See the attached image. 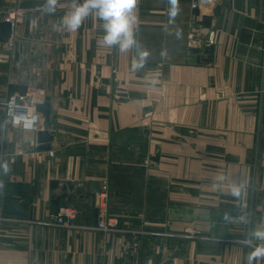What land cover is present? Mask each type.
<instances>
[{
	"label": "crops",
	"instance_id": "0c3cea01",
	"mask_svg": "<svg viewBox=\"0 0 264 264\" xmlns=\"http://www.w3.org/2000/svg\"><path fill=\"white\" fill-rule=\"evenodd\" d=\"M25 1L45 3L30 38L22 16L16 47L0 45V264H247L264 243L251 235L264 227V0H228L210 30L198 22L219 0L199 18L195 0H179L174 20L168 0H138L136 44L123 52L101 43L94 15L75 31L62 23L74 0L54 12L47 0H0V12ZM203 42L212 63L191 65ZM10 85L49 99L50 152L37 151L42 116L38 132L9 126ZM53 182L107 184L96 208L111 230L82 208L55 226Z\"/></svg>",
	"mask_w": 264,
	"mask_h": 264
},
{
	"label": "water",
	"instance_id": "95a60500",
	"mask_svg": "<svg viewBox=\"0 0 264 264\" xmlns=\"http://www.w3.org/2000/svg\"><path fill=\"white\" fill-rule=\"evenodd\" d=\"M228 0H219V5L213 9L212 16L202 17L201 22H198V26L210 30L212 28V22L214 17L220 14L221 5ZM45 5L44 2H22L19 10L23 12L21 16L26 17L25 25V39L30 38V25H31V12L37 10ZM195 16L197 18L201 15V9H195ZM21 24L18 23L17 27ZM13 26L11 23H0V45L1 48H8V44L12 38ZM206 47V49H204ZM203 48L204 50H201ZM213 46H209L208 42H203L200 47H194L189 50L191 65L195 64L200 67L209 66L213 60ZM204 55L205 58L200 59L199 56ZM17 59L19 55L16 54ZM202 60V61H201ZM196 61V62H195ZM14 94H18L19 97H26L28 95V89L26 87L10 85L8 88V98ZM37 113L43 118V131L37 133V151L50 152L54 143V137L50 134V101L49 99H43L39 104L35 106ZM7 142H3L0 146V156H4L6 152ZM51 190L60 192L61 195L55 196L52 199L54 206H61L68 208V205L72 202L75 203L76 209L91 210L94 216V225H98L99 211L96 208V197L100 192V184L92 183L85 187H76L72 184L60 185L56 182L51 184Z\"/></svg>",
	"mask_w": 264,
	"mask_h": 264
},
{
	"label": "clouds",
	"instance_id": "9594fccd",
	"mask_svg": "<svg viewBox=\"0 0 264 264\" xmlns=\"http://www.w3.org/2000/svg\"><path fill=\"white\" fill-rule=\"evenodd\" d=\"M138 0H74V9L67 14L62 23L70 30L75 31L82 21L89 15H94L100 21L104 29L101 43L105 46L118 45L120 50L127 51L136 44L134 38V24L136 22L135 8ZM170 4L169 18L174 20L179 14V0H168ZM57 0H47L48 10L55 11ZM147 56V52H141V61ZM139 66L134 62L133 67ZM252 237L264 242V227L252 232ZM245 244L251 245L252 240H245ZM264 258V243L257 245L247 257V264H253Z\"/></svg>",
	"mask_w": 264,
	"mask_h": 264
},
{
	"label": "built area",
	"instance_id": "2783aa9c",
	"mask_svg": "<svg viewBox=\"0 0 264 264\" xmlns=\"http://www.w3.org/2000/svg\"><path fill=\"white\" fill-rule=\"evenodd\" d=\"M218 0H195L193 7L194 9H201L204 7H212L217 3ZM22 11L18 10L17 12L4 16L0 12V23H11L13 26V34L12 38L8 44L10 48L16 47L18 43V27L19 18L22 17ZM44 98H40L27 95L26 97H19L17 95H12L7 99L4 104L5 116L6 120L10 127L21 129L29 132H38L41 128V116L37 113L36 110H29L27 108V102H31L32 104H39ZM36 103V101H38ZM108 192V185L104 184L101 187L99 198L102 199V205L106 204ZM99 211V221L96 227L99 231L109 232L111 228L114 226L113 224H109L107 221V211L101 206L98 208ZM78 210L76 208H62L56 214L52 216V221L55 226L68 228L72 226V222L76 219L78 215ZM3 222V219L0 217V226ZM133 264V263H131Z\"/></svg>",
	"mask_w": 264,
	"mask_h": 264
},
{
	"label": "rangeland",
	"instance_id": "374dc122",
	"mask_svg": "<svg viewBox=\"0 0 264 264\" xmlns=\"http://www.w3.org/2000/svg\"><path fill=\"white\" fill-rule=\"evenodd\" d=\"M192 233H193V232H192ZM192 233H191V234H192ZM191 234H190V235H191Z\"/></svg>",
	"mask_w": 264,
	"mask_h": 264
}]
</instances>
